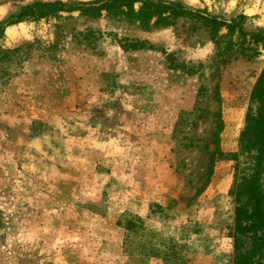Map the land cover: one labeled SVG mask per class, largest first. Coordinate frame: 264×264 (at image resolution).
I'll list each match as a JSON object with an SVG mask.
<instances>
[{
    "label": "rangeland",
    "instance_id": "rangeland-1",
    "mask_svg": "<svg viewBox=\"0 0 264 264\" xmlns=\"http://www.w3.org/2000/svg\"><path fill=\"white\" fill-rule=\"evenodd\" d=\"M34 1L54 0H0V21ZM182 1L264 31V0ZM262 69L264 44L198 18L147 29L64 13L7 27L0 264H232L231 189L250 165L239 136Z\"/></svg>",
    "mask_w": 264,
    "mask_h": 264
},
{
    "label": "trees",
    "instance_id": "trees-1",
    "mask_svg": "<svg viewBox=\"0 0 264 264\" xmlns=\"http://www.w3.org/2000/svg\"><path fill=\"white\" fill-rule=\"evenodd\" d=\"M64 13H79L92 18L104 14L137 23L147 29L173 26L180 18H198L210 28L213 35L225 28L230 33H237L244 42L249 38L251 43L264 44V31L248 32L238 19L228 21L206 11L193 9L182 0H95L82 3L34 1L0 21V39L9 26L27 19H56ZM136 46L145 48V43H136ZM249 101L239 136V154L247 155L250 165L247 173H241L231 189L236 204L233 227L229 233L233 241L232 264H264V69L253 85ZM222 129L223 123L218 120L214 134L215 150L209 156L207 179L212 176L214 164L221 156L218 147ZM158 209L161 210L160 206ZM137 220L143 223L141 219ZM135 226L130 224L126 228Z\"/></svg>",
    "mask_w": 264,
    "mask_h": 264
}]
</instances>
